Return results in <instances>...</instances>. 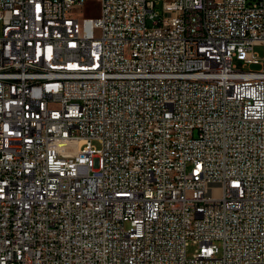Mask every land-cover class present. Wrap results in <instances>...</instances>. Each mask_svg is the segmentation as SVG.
Returning <instances> with one entry per match:
<instances>
[{"label": "built area", "instance_id": "built-area-1", "mask_svg": "<svg viewBox=\"0 0 264 264\" xmlns=\"http://www.w3.org/2000/svg\"><path fill=\"white\" fill-rule=\"evenodd\" d=\"M85 4L0 0V264H264V0Z\"/></svg>", "mask_w": 264, "mask_h": 264}, {"label": "rangeland", "instance_id": "rangeland-1", "mask_svg": "<svg viewBox=\"0 0 264 264\" xmlns=\"http://www.w3.org/2000/svg\"><path fill=\"white\" fill-rule=\"evenodd\" d=\"M160 7H161V4H160L159 8ZM75 14H76L77 18H79L81 21H83L85 19H97L101 14L100 0H86V4H85L84 8L81 11L75 12ZM254 54H255L257 59H261L263 56V47L261 45L255 46L254 47ZM235 64L237 65V67L239 69H241L243 66V62H240V61H236ZM251 69L254 71H258V70H260V66L259 65H253V66H251ZM94 146L98 149L100 148V146L98 144H94ZM195 249L196 248L192 247L188 250L189 257L192 256V254L195 252Z\"/></svg>", "mask_w": 264, "mask_h": 264}, {"label": "bare ground", "instance_id": "bare-ground-1", "mask_svg": "<svg viewBox=\"0 0 264 264\" xmlns=\"http://www.w3.org/2000/svg\"><path fill=\"white\" fill-rule=\"evenodd\" d=\"M55 80H62V71H55Z\"/></svg>", "mask_w": 264, "mask_h": 264}]
</instances>
